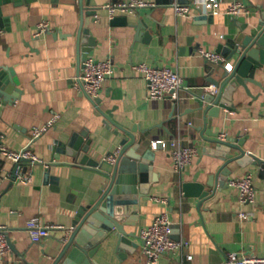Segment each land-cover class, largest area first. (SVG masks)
Wrapping results in <instances>:
<instances>
[{"label":"crops","instance_id":"obj_1","mask_svg":"<svg viewBox=\"0 0 264 264\" xmlns=\"http://www.w3.org/2000/svg\"><path fill=\"white\" fill-rule=\"evenodd\" d=\"M120 1L126 0H3L0 5V82L4 92L16 97L12 105L0 103V225L7 228L12 244L11 252L0 256V264H56L58 239L79 207L99 197L105 171L111 170L105 158L122 150V140H131L119 125L136 128L138 139H145L143 150L154 152L150 197L139 199L138 220L126 227L135 235L131 241L119 248L115 241L105 243L90 264H142L139 234L163 213L170 216L172 238L188 245L176 254L163 255L157 264H226L229 254L264 256V172L257 165L237 162L223 169L225 161L212 142L221 135L243 141L247 152L264 160V68L248 82L249 92L242 86L234 92L233 109H221L218 116L200 110L193 95H202L211 86L208 66L217 64L203 53L222 55L219 49L228 39L261 28L264 0H241L254 13L237 18L224 14L235 0H219L212 14L193 9L189 17L178 16L173 8L187 0H145L157 7L118 13L114 19L101 9ZM42 22L49 23L50 31L36 38ZM80 36L96 41L88 57L111 59L114 64L98 107L74 87L82 72V48H89L88 42L79 44ZM223 58L233 70L234 61ZM141 63L175 70L192 93L181 91L177 101L151 100L144 74L134 67ZM108 112L115 122L111 125L105 123ZM54 116H59L57 123L31 142L34 131ZM75 136L98 167L82 165L68 155L67 145ZM177 136L198 149L181 172L175 171L167 149L153 147L155 141ZM28 146L42 163L27 164L24 176L30 182L13 181L16 162L2 148L20 152ZM51 163L55 165L50 173L59 179L46 181V165ZM249 173L256 201L241 204L239 191L229 181ZM185 183L201 184L211 195L189 194ZM32 219L60 229L33 241L27 228ZM58 264L66 263L63 259Z\"/></svg>","mask_w":264,"mask_h":264},{"label":"water","instance_id":"obj_2","mask_svg":"<svg viewBox=\"0 0 264 264\" xmlns=\"http://www.w3.org/2000/svg\"><path fill=\"white\" fill-rule=\"evenodd\" d=\"M2 2L3 0H0V5ZM185 3H189V0ZM200 18L205 19V16ZM259 25L261 28L250 29L249 32L244 30L237 37L228 39L226 44L219 49V52H222L226 59L234 61V67L230 72L222 61L208 66V81L212 87L217 89V92L206 91L202 95L193 93L195 101L199 103L200 110L212 116H218L221 109H233L232 96L240 86L249 92L248 82L255 81L256 72L264 68V12ZM87 42L89 48H82L84 53L81 56L82 62L88 57L92 50L91 47L96 45L92 36L79 37L80 45ZM15 81L18 83L17 80ZM15 98V96L10 97L4 92L0 82V103L4 107L12 105ZM90 100L98 107L100 103L98 98L95 100L90 98ZM104 115L107 125L115 123L111 112L104 113ZM118 127L131 140H122V150L116 156L115 162L109 163L111 170L105 171V184L99 192V197L79 207L71 226L65 229L63 237L58 239L56 264L63 259L66 264L80 262L90 264V259L92 260L97 255L105 243L111 244L115 241L117 248L125 247L131 241L130 237L135 236L129 233L126 227L133 226L138 220L139 199L148 200L150 197L148 185L152 175L151 161L154 152L152 148L143 150L145 139H138L135 135L136 128L129 130L120 125ZM212 142L216 144L217 155L225 161L223 169L228 164L237 162L240 166L257 165L264 172V160L247 152L243 141L223 140L220 136H215ZM81 146L80 138L75 136L67 145L68 155L82 165L98 167V162L91 159L87 154L88 148L84 146L81 149ZM27 164L35 165L31 159L27 158L15 163L11 178L13 181L17 180L19 174L27 173ZM54 165L52 163L47 165L46 181L59 179L50 173L51 167ZM227 169L230 171L229 168ZM223 179L227 180L228 178L224 177ZM183 187L187 193H196L201 198L211 195L210 192L203 189L201 184L185 183ZM194 189L196 192L193 191Z\"/></svg>","mask_w":264,"mask_h":264},{"label":"built area","instance_id":"obj_3","mask_svg":"<svg viewBox=\"0 0 264 264\" xmlns=\"http://www.w3.org/2000/svg\"><path fill=\"white\" fill-rule=\"evenodd\" d=\"M204 5L198 4L197 0H191L189 3H174L173 8L178 16L189 17L192 10L196 9L202 14L205 11L207 14L215 12L219 0H203ZM155 2H148L145 0H126L117 3L107 4L101 9L106 10L110 19H114L118 13L136 14L138 10L143 8H155ZM254 9L246 5L241 0H235L228 9L224 12L227 17L237 18L240 16H251ZM98 14H95L96 20ZM50 31L48 22L39 24L35 37L39 38L46 32ZM213 63L224 62V58L220 53H203ZM135 69L141 71L147 82L149 98L151 100H162L170 98L173 101L180 99L181 91L185 90L192 93V88L185 85L183 78L173 69L168 67H155L145 63L137 64ZM228 70H232V66L226 65ZM114 73V64L111 59L98 60L95 57H87L82 64V72L74 83V87L80 93L89 96L95 100L99 97L104 82ZM214 87L208 86L204 88L205 91L210 92ZM59 116H54L46 126L34 131L32 141L39 138L50 127L54 126L58 121ZM221 139L227 140L225 135H221ZM154 148L162 147L167 149L174 162V169L176 172L183 171L189 166L194 158L198 155L197 147L187 142L183 136L174 137L168 141L158 140L153 142ZM2 153L13 160L19 162L23 158L31 159L32 163H42L39 158L34 155L30 146L20 152H12L6 148H2ZM119 153V152H118ZM110 155L105 158V162L113 164L116 156ZM47 166V165H46ZM18 181L28 183L31 181L30 177L19 174ZM229 186L236 188L239 191V200L241 204L254 203L256 201V188L253 182V175L251 173L239 179H232L229 181ZM157 201L166 202L165 199H156ZM241 217H246L242 213ZM27 228L30 237L33 241H40L45 237L51 235L52 231L60 229V226L43 225L38 219H32L27 222ZM172 222L167 213L160 214L154 222L141 230L139 234L141 242V254L143 256L142 264H157L161 257L167 253L176 254L182 251L187 245V241H175L172 236ZM12 244L9 239L7 228L0 225V256L4 257L11 252ZM226 264H264V256H248L237 258L234 254H229L226 259Z\"/></svg>","mask_w":264,"mask_h":264}]
</instances>
